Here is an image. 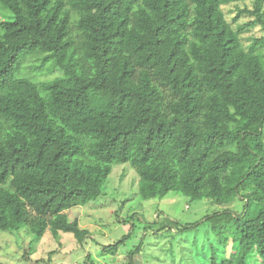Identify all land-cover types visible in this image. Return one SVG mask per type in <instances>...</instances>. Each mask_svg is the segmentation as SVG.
<instances>
[{
    "label": "trees",
    "instance_id": "1",
    "mask_svg": "<svg viewBox=\"0 0 264 264\" xmlns=\"http://www.w3.org/2000/svg\"><path fill=\"white\" fill-rule=\"evenodd\" d=\"M236 1L0 0V118L17 128L0 126V184L46 162L61 173L57 196L98 199L99 190L67 183L65 159L76 146L64 135L72 136L95 163L130 164L144 200L176 192L230 214L215 234L225 250L232 241L233 254L214 253L203 264L254 257L264 264V64L225 20L221 7ZM263 7L254 0V10L243 13L264 30ZM71 9L93 75L72 49ZM38 53L63 76L42 83L21 77L23 63ZM238 201L241 212L232 208ZM32 212L15 189L0 186V231L32 227L41 236L49 228L81 244L89 236L65 213ZM165 219L159 231L194 228ZM133 230L104 253L115 256Z\"/></svg>",
    "mask_w": 264,
    "mask_h": 264
},
{
    "label": "rangeland",
    "instance_id": "2",
    "mask_svg": "<svg viewBox=\"0 0 264 264\" xmlns=\"http://www.w3.org/2000/svg\"><path fill=\"white\" fill-rule=\"evenodd\" d=\"M221 9L227 23L238 34L242 47L254 51L264 64V44L253 47L257 40L264 38V30L255 24L254 16L243 13L254 10V0H239L223 5ZM70 12L72 49L82 59L85 71L93 75L92 61L84 57L81 37L76 31L78 13L73 9ZM47 55L38 53L29 57L22 65L20 76L36 83L62 77L61 69L55 68L53 61L46 59ZM15 100L14 97L4 98V102L12 106H16ZM31 110L36 113V109ZM0 126L3 132L9 128L15 133L17 129L6 117L0 118ZM53 129L55 133L60 131L55 124ZM64 139L71 140L76 146V150L69 152L65 159L69 167L68 185L99 190L101 196L98 199L57 196L53 188L61 173L46 162L36 170L10 176L0 186L15 189L33 207L32 213L37 216L67 214L69 221L77 220L89 236L81 244L73 234L60 233L55 237L49 228L41 236L32 227L18 232L0 231V264H203L214 253L222 255L224 244L219 243L215 231L232 221L230 214H222V208L209 200H191L176 192L164 198L144 200L140 195V178L130 164L95 163L85 156L84 147L77 138L64 135ZM242 206L238 201L232 208L241 212ZM215 214L219 216L214 217ZM165 218L182 227L194 225V228L159 231L166 223ZM133 227V234L115 256L104 253L105 246L117 243ZM233 252L230 241L224 254L230 257ZM248 263L260 264L261 261L254 257Z\"/></svg>",
    "mask_w": 264,
    "mask_h": 264
}]
</instances>
